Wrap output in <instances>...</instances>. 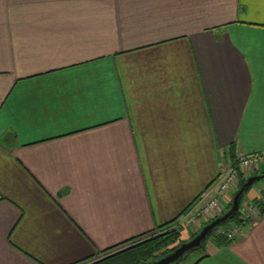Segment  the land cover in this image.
<instances>
[{"label":"crops","instance_id":"1","mask_svg":"<svg viewBox=\"0 0 264 264\" xmlns=\"http://www.w3.org/2000/svg\"><path fill=\"white\" fill-rule=\"evenodd\" d=\"M260 150L264 0H0V264L188 240L175 219ZM263 188L239 235L191 264H264Z\"/></svg>","mask_w":264,"mask_h":264},{"label":"built area","instance_id":"2","mask_svg":"<svg viewBox=\"0 0 264 264\" xmlns=\"http://www.w3.org/2000/svg\"><path fill=\"white\" fill-rule=\"evenodd\" d=\"M259 167L264 168V150L250 153L236 151L231 162L221 163L214 182L210 183L203 190L200 198L177 218L175 225L190 227L196 231L203 223L216 217L219 210H224L232 199L228 190L238 186L240 177L245 173L255 172ZM262 190L264 195V188ZM256 211L257 206L251 201L243 211L241 210L240 218L245 222ZM212 215L214 216L211 217ZM240 224L232 223L227 229L221 231L229 240H233L239 235Z\"/></svg>","mask_w":264,"mask_h":264},{"label":"trees","instance_id":"3","mask_svg":"<svg viewBox=\"0 0 264 264\" xmlns=\"http://www.w3.org/2000/svg\"><path fill=\"white\" fill-rule=\"evenodd\" d=\"M245 180H246V178H244V177L240 178L236 191L243 185ZM250 188H251V186L246 187L243 191V194L246 193ZM251 201L256 204L257 209H258V206H260L262 204V200H260L259 198H254ZM230 206H231V201H229L227 203L226 207L224 208V210L219 215L224 213ZM240 214H241V210L239 207L238 210L227 221H225L222 224L213 228L209 232L207 237L202 241V243L199 247H196V248L188 251L179 260H177L171 264H178L189 253L194 252V251H200V249H203L205 241L207 239H211L218 246L229 244L231 242V240H229L226 237V235L224 234V232L221 230L227 229L232 223H243V220L240 218ZM216 216H218V215H216ZM212 219H210V220H212ZM175 220H177V219H175ZM175 220H173V222ZM210 220H208L204 224L208 223ZM200 228L198 230H196L191 235V237L196 235L199 232ZM179 236H180V233H179V229H177V228L167 229L164 232L154 234V235H150L147 237H146V234H143V235L138 236L136 238H132V239H130L124 243L118 244V246H116L115 248H110V249L104 250L102 253H104L106 255L104 257H102L101 259H98V260H96L90 264H144V263H149V262L156 260V259L162 257L163 255L169 253L175 247H177L181 242H183L182 240L179 239ZM139 238H141V239H139ZM125 245H128V246L124 247ZM122 246L124 248L119 249L118 251L111 253L112 250L120 248Z\"/></svg>","mask_w":264,"mask_h":264},{"label":"water","instance_id":"4","mask_svg":"<svg viewBox=\"0 0 264 264\" xmlns=\"http://www.w3.org/2000/svg\"><path fill=\"white\" fill-rule=\"evenodd\" d=\"M261 178H264V174L249 176L245 180L243 185L234 193L231 200V206L224 213L216 216L208 223L204 224L196 235L192 236L186 241H183L169 253L156 260L144 264H171L179 260L188 251L199 247L202 241L207 237V235L213 228L227 221L238 210L240 198L243 194L244 189Z\"/></svg>","mask_w":264,"mask_h":264},{"label":"rangeland","instance_id":"5","mask_svg":"<svg viewBox=\"0 0 264 264\" xmlns=\"http://www.w3.org/2000/svg\"><path fill=\"white\" fill-rule=\"evenodd\" d=\"M262 184H264V178H262V179H259V180H257L256 182H254L253 184H252V190L253 191H256L257 192V188L260 186V185H262ZM235 191H236V187H234V188H232V189H230V190H228V193H229V195L231 196V198L233 197V194L235 193ZM249 202H251V200H250V193L249 192H246V193H244L243 195H242V197H241V199H240V210H244L245 208H246V206L248 205V203ZM215 215V214H214ZM214 215H212L211 217H213ZM204 224V223H203ZM202 224V225H203ZM201 225V226H202ZM200 226V227H201ZM199 227V228H200ZM198 228V229H199ZM197 229V230H198ZM195 232V231H194ZM194 232H192L191 230H190V237H191V235L194 233ZM189 237V238H190ZM211 239H207L206 241H205V245L206 244H209V241H210ZM186 241V240H185ZM182 243V242H181ZM201 251H194V252H191V253H189L188 255H186L185 257H184V259L180 262L181 264H191L197 257H198V255L200 254V253H202V249H200ZM179 264V263H178Z\"/></svg>","mask_w":264,"mask_h":264}]
</instances>
